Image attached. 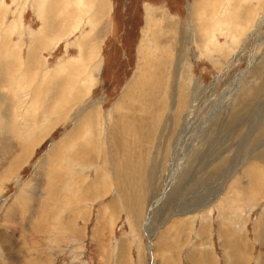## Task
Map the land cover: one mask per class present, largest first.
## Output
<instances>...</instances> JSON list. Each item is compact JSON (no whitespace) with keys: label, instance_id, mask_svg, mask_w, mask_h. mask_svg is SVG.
Instances as JSON below:
<instances>
[{"label":"rangeland","instance_id":"rangeland-1","mask_svg":"<svg viewBox=\"0 0 264 264\" xmlns=\"http://www.w3.org/2000/svg\"><path fill=\"white\" fill-rule=\"evenodd\" d=\"M49 1L0 0V264H264V0H69L79 22ZM84 38L98 59L59 102Z\"/></svg>","mask_w":264,"mask_h":264},{"label":"bare ground","instance_id":"bare-ground-1","mask_svg":"<svg viewBox=\"0 0 264 264\" xmlns=\"http://www.w3.org/2000/svg\"><path fill=\"white\" fill-rule=\"evenodd\" d=\"M85 1V3H86V9H85V13L86 14H88L89 13V11H91L92 10V8H93V2H94V0H84ZM214 0H208V2L209 3H212ZM47 2V0H45V3ZM49 4H50V6H52L53 4H54V1L53 0H50L49 1ZM61 4L62 5H64V7H66L72 14H73V18H72V20H71V22H73V21H75L76 20V22L78 21L79 22V16L81 15V14H83V9L82 8H80V7H77V6H74V5H72L71 4V2L69 1V0H61ZM105 4V1L104 0H102V2H101V5H100V7H102L103 5ZM45 7V6H44ZM100 7H99V9H100ZM190 7V6H189ZM98 9V10H99ZM191 9H192V7H191ZM98 10H96V12L93 14V17H92V25L91 26H93L94 24H95V18H96V16H98L97 15V13H98ZM101 10V9H100ZM103 10V9H102ZM44 11H45V13H46V11H47V8L45 7V9H44ZM101 13H103V12H101ZM43 14H44V12H43ZM78 16V18L76 19V18H74L75 16ZM104 15V14H103ZM46 16V14L44 15V17ZM98 18V17H97ZM90 23V22H89ZM78 24V23H77ZM1 29V28H0ZM43 30L45 31V33H46V35H47V30H46V26L44 25V27H43ZM99 31V30H98ZM5 31L4 32H1L0 31V38L3 36V38H4V36H5ZM95 34V33H94ZM48 37V36H47ZM91 37V36H90ZM100 37V36H99ZM96 38V37H95ZM87 39V38H86ZM85 38L83 39V40H81V41H79V43L77 44V47L80 49V51H81V58L79 57V58H74L73 59V61H74V63L72 64V68H73V73L75 74V77H78V75H82V76H84V78L81 80V86L80 87H78V88H76V89H74V90H72L71 89V81H72V75H71V72H70V66H69V63L67 62V63H65V64H61V65H59V67L58 68H56L55 70H53V75L54 76H56V75H60V72L62 73V75H65L66 76V78H68V79H70V83H69V85H68V88L67 89H64L63 91L61 90V92H62V94H60L59 95V92L56 94L55 93V91H54V96H55V94L58 96V101L59 102H61L62 100H67V98H69V96L70 95H72V93L75 95L76 93H78L79 92V90L81 89V92L80 93H83L84 92V88L86 87V84H87V82L89 81V79H88V77H87V69L85 68L86 66H87V62H91V61H94L95 59H98V53H97V44H96V41L95 40H97V39H95V40H92L91 38H90V40H86ZM93 42H92V41ZM164 40H166V38H165V36L164 37H162L161 39H160V41H164ZM3 40H1V42H2ZM7 45V43L6 42H4V43H1L0 44V61L2 62V68L4 69V71H6V74H8V73H10V72H13L14 73V69H13V67H11V65L9 66V65H6V63H5V57L7 56V55H9L10 54V50H9V47L8 46H6ZM164 46V45H163ZM170 48V47H169ZM154 49L155 50H151L150 51V54H146L148 57H150V62H151V64L149 65L150 67H151V65L153 64V62L156 60V64H154L153 65V67H151L152 69L153 68H156V67H160V70H161V72H163V71H167L166 70V65H165V63H168L169 61H171V58H173L174 56H173V52H172V56L170 55V53L165 49V48H163V47H161V45H160V47L158 48V50L156 49V45L154 46ZM169 50V49H168ZM171 52V51H170ZM146 55L144 56V58L146 57ZM181 58V57H180ZM179 58V59H180ZM94 59V60H93ZM178 59V60H179ZM185 59V58H184ZM182 60V59H181ZM183 61V60H182ZM181 61V62H182ZM42 63V62H41ZM149 63V62H148ZM164 63V64H163ZM173 63V62H172ZM178 63V62H177ZM180 63V62H179ZM43 64V63H42ZM42 64H41V66H42ZM171 66V65H170ZM150 67H148L149 69H150ZM178 67V66H177ZM35 69H37V68H31V67H29L28 68V70H26L25 72H23L22 74H21V82H24L23 80L24 79H26L27 77V82H29L30 80H32V81H34V82H36V79L35 78H37V75H36V77H34L35 76ZM50 70V69H49ZM151 72V71H150ZM167 74V73H166ZM11 75V74H10ZM58 75V76H59ZM150 75H152L151 73H150ZM164 75V74H163ZM26 77V78H25ZM57 77V76H56ZM151 77V76H150ZM35 80H34V79ZM52 78H54V77H52ZM63 78V77H62ZM79 78H80V76H79ZM149 77H146V78H139V80L135 83V89H134V87H131L132 89V91L133 90H135V92H137V91H144V90H147L148 92H153L152 90H153V88H152V86H151V84H152V79H148ZM23 79V80H22ZM55 79V78H54ZM167 79H169V78H167ZM41 80V79H40ZM58 82H59V80H57ZM159 80L157 79V82H158ZM168 81V80H167ZM166 81V82H167ZM55 82V81H54ZM57 82V83H58ZM65 82H66V79H65ZM155 82V81H154ZM156 82V83H157ZM163 82V81H162ZM197 82V81H196ZM53 83V82H52ZM156 83H154V84H156ZM25 84V83H24ZM67 84V83H66ZM153 84V85H154ZM182 84V83H181ZM21 85V84H20ZM23 85V84H22ZM21 85V86H22ZM26 85V84H25ZM33 85V84H32ZM31 85V86H32ZM59 85H61L60 83H59ZM58 85V86H59ZM156 85H158V83L156 84ZM199 84H195L194 85V87L192 88V95L194 96L195 95V93H196V91H197V86H198ZM53 86V85H52ZM57 86V85H56ZM58 86H57V88H58ZM162 85L160 84V86H159V88L161 87ZM164 86V85H163ZM20 88V87H19ZM19 88H17V89H19ZM163 88V87H162ZM24 89V88H23ZM63 89V88H62ZM152 89V90H151ZM166 89V88H165ZM16 91V90H15ZM132 91H130V92H132ZM158 91H159V89H158ZM44 92H46V91H44ZM134 91L132 92L133 94L135 93ZM34 94H35V96H39L40 95V92L38 91V88L36 89V88H34V90H33V96H34ZM45 94H47V93H45ZM49 94V93H48ZM182 94V93H181ZM42 95V94H41ZM40 95V96H41ZM127 95V94H126ZM165 95V94H164ZM43 96V95H42ZM46 96V95H45ZM57 96H55V97H57ZM127 96H132V95H127ZM183 96V95H182ZM88 97V96H87ZM164 97V96H163ZM167 97V96H166ZM165 97V98H166ZM180 97V96H179ZM185 97V96H184ZM184 97H182V100H183V98ZM123 98H125V100L128 98V97H123ZM129 98H131V97H129ZM141 98V97H140ZM169 98V97H168ZM39 99L40 98H38V101H39ZM55 99V98H54ZM179 99V98H178ZM191 99V98H190ZM57 100V99H56ZM14 101V100H13ZM57 101V102H58ZM68 101V100H67ZM182 103H183V101H182ZM63 104V103H62ZM178 104V103H177ZM179 104H181V103H179ZM179 104H178V106H176L177 107V111H176V114H177V117H178V115H180V111H182V107H179ZM39 105V104H38ZM57 105V104H56ZM182 105V104H181ZM56 108V107H55ZM167 108H168V106H167ZM147 109V108H146ZM176 110V109H175ZM172 111V110H171ZM95 113V112H94ZM165 113V112H164ZM174 113H175V111H174ZM92 113L91 114H89V116H90V120L88 121V119H86L87 117H89V116H87L86 118H84V122H78L77 124L79 125H77L76 127V130L78 131V132H80L81 130H83V128L85 127V128H87L90 124H91V121H92ZM148 115V117L146 116L145 118L146 119H143V116L142 117H140V118H138L137 119V122H138V124L136 123V121L134 122V130H135V135H136V126L138 125L139 127H141L142 129H144L145 131H146V129L143 127L145 124H146V122L145 121H147V119L149 118L150 119V117H151V114L149 113V114H147ZM163 116V115H162ZM175 116V118H176V115H174ZM172 117V116H171ZM174 118V119H175ZM179 118V117H178ZM149 121V120H148ZM174 121V120H173ZM178 121V120H177ZM175 124H176V122H174ZM93 125V124H92ZM97 125V124H96ZM154 125L152 124V127H153ZM130 127H132V122H128L126 125H123L122 127H117V129L122 133V135L123 134H126V137H127V135L128 134H130ZM93 128V127H92ZM95 128V127H94ZM151 128V127H150ZM149 128V129H150ZM163 128V127H162ZM171 129L170 130H173V128H174V125H172V127H170ZM75 129V128H74ZM132 129V128H131ZM47 130V129H46ZM94 130V129H93ZM123 130H124V132H123ZM101 132V131H100ZM152 132H154V131H152ZM158 132V131H157ZM73 133V132H72ZM76 134V133H75ZM131 135V134H130ZM134 135V136H135ZM153 135V134H152ZM169 135V134H168ZM80 136V135H79ZM136 137V136H135ZM126 139V138H125ZM125 139H123V140H118L117 139V141H115V144L118 146V147H123V146H127L128 145V137H127V139L125 140ZM73 140V139H72ZM72 140H70V141H72ZM125 140V141H124ZM135 140V139H134ZM37 141H38V139H37ZM36 141V142H37ZM139 141V140H138ZM32 142H33V138H32ZM132 143V142H131ZM33 144V143H32ZM29 145V144H28ZM137 145H138V143H137ZM139 146V145H138ZM150 150V149H149ZM44 161V160H43ZM42 161V162H43ZM175 175L177 176V174L175 173L174 174V176H172V178L170 179V180H173L174 178H175ZM124 177H125V175H124ZM24 200V199H23ZM63 201V200H62ZM23 204V203H22ZM155 204H157V203H155ZM156 206V205H155ZM149 219H150V216L148 217V222H146V225L147 226H149ZM264 221V220H263ZM100 223H101V221H100ZM264 224V223H263ZM149 229L150 228H148V231H149ZM260 230H262L261 228H260ZM225 233V232H224ZM228 235H229V233H228ZM96 238H97V240L98 241H100V239H101V237H100V233H97V235H96ZM264 241V240H263ZM239 242V241H238ZM237 243V242H236ZM231 244V243H230ZM233 245H235L234 243H233ZM124 246H126V245H124ZM121 253V252H120ZM122 254V253H121ZM234 254H236L235 256H234ZM232 255L234 256V259H233V264H240L241 263V261H235V260H238L239 259V255L236 253V252H232ZM121 256V255H120ZM240 257H241V254H240ZM121 259V258H120Z\"/></svg>","mask_w":264,"mask_h":264}]
</instances>
